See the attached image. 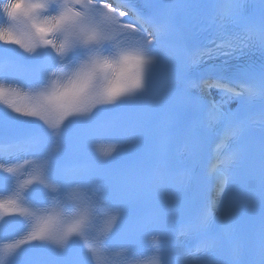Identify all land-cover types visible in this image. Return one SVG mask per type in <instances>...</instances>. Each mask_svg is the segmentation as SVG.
Returning a JSON list of instances; mask_svg holds the SVG:
<instances>
[{
	"label": "snow or ice",
	"instance_id": "1",
	"mask_svg": "<svg viewBox=\"0 0 264 264\" xmlns=\"http://www.w3.org/2000/svg\"><path fill=\"white\" fill-rule=\"evenodd\" d=\"M145 7L0 2V45L16 46L0 52V186L10 193L0 199V231L16 230L0 264H112L117 228L135 254L132 241L178 221L198 243L165 264H264V0ZM193 21L206 36L189 48L182 41ZM253 49L258 68L226 74ZM172 65L161 81L157 70ZM101 141L108 147L97 151ZM68 153L78 162L62 163ZM174 154L186 156L179 171ZM206 185L220 198L198 205ZM168 186L192 187V196L161 209ZM230 189L237 195L226 200ZM133 204L149 210L131 214ZM213 221L222 234L209 230ZM162 254L131 264H161Z\"/></svg>",
	"mask_w": 264,
	"mask_h": 264
}]
</instances>
